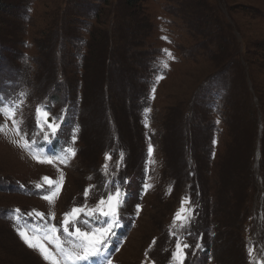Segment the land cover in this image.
I'll list each match as a JSON object with an SVG mask.
<instances>
[{
  "label": "rangeland",
  "instance_id": "1",
  "mask_svg": "<svg viewBox=\"0 0 264 264\" xmlns=\"http://www.w3.org/2000/svg\"><path fill=\"white\" fill-rule=\"evenodd\" d=\"M135 5L0 4L3 103L23 101L15 118L37 151L75 150L66 165L40 164L12 143L15 133H0V264H49L16 227L60 228L64 213L92 208L117 188L123 196L107 242L111 264H170L177 238L190 245L183 264H264V0ZM38 106L58 118L50 143L33 135ZM57 168L64 181L49 204L41 178L57 179ZM185 199L190 221L173 227ZM33 210L44 220L23 215ZM80 219L90 221L76 224L84 230L100 226Z\"/></svg>",
  "mask_w": 264,
  "mask_h": 264
},
{
  "label": "snow or ice",
  "instance_id": "2",
  "mask_svg": "<svg viewBox=\"0 0 264 264\" xmlns=\"http://www.w3.org/2000/svg\"><path fill=\"white\" fill-rule=\"evenodd\" d=\"M167 39V37H164ZM168 59H174V56L167 49L163 50ZM163 68H167L169 65L167 61H162ZM163 77H157V80ZM155 92V88L152 89ZM21 96L24 93L20 94ZM23 101L19 103L13 102L11 105L3 103V98L0 97V117L3 118V123H0V133L8 135L9 132L15 133L18 139L12 140V143L16 144L20 148L28 151L31 158L40 164H55L58 161L60 164H67L70 156H75V150L68 148L67 154H46L37 151L34 146L37 144L35 139L31 141L26 138L27 133H24L21 129L23 121L17 120V109L20 107ZM149 111V109H146ZM58 119V118H56ZM56 119L50 118L49 111L45 106H38L35 110V127L39 128V133L34 132L33 135L43 134V140L51 142V137H55L60 125L56 123ZM7 121H11L12 127H8ZM218 122V121H217ZM47 129V130H46ZM149 154L152 152L151 145L149 146ZM111 159L106 154V160ZM123 154L121 153V160ZM108 165L105 164L104 168L107 170ZM59 177L55 180L48 176L42 177L43 184L47 185V188L43 189L46 193L42 196L49 204H53L55 198L59 195L61 187L64 181V173L57 168ZM36 189H41L42 184L36 183L34 185ZM151 187V185H145V188ZM89 190L85 189L84 197L87 198ZM123 193L117 188L113 193L109 194L106 199L101 198L98 203L88 208L87 204L81 207H74L70 212H66L63 215V220L60 228L50 223H36L29 224L25 221L21 226L16 227L17 234L28 248L36 250L40 253L43 259L49 264H111V261L107 256L108 240L112 234V229L117 223L118 210L122 203ZM187 200L182 201L181 208L176 212L173 227H176V221H180V227L184 228L190 221V210L184 208V204ZM139 206H137V212ZM13 218L19 221L21 219V210L19 208L13 209ZM182 213H187L182 215ZM81 214L91 218L99 224V227H89L88 230H84L82 227H77L76 224L80 223L84 226H89V219H80ZM28 217L33 215L40 221L44 220V214L33 210L31 213L23 214ZM51 218L55 219V213L51 214ZM106 218V219H102ZM73 228V231H70ZM62 232V235L58 233ZM175 235V233H172ZM63 236V238H62ZM155 241H153L154 243ZM51 246V248L49 247ZM190 245L183 243L179 238L175 241V251L172 252V261L170 264H183L185 253L184 249L189 248ZM200 247V245H196ZM54 249V251L52 250ZM251 249L249 254L251 255Z\"/></svg>",
  "mask_w": 264,
  "mask_h": 264
},
{
  "label": "trees",
  "instance_id": "3",
  "mask_svg": "<svg viewBox=\"0 0 264 264\" xmlns=\"http://www.w3.org/2000/svg\"><path fill=\"white\" fill-rule=\"evenodd\" d=\"M126 4L132 9H135L134 7L136 6V0H125ZM4 3V0H0V4ZM2 6V5H1Z\"/></svg>",
  "mask_w": 264,
  "mask_h": 264
}]
</instances>
